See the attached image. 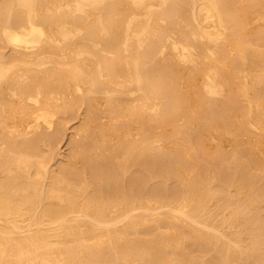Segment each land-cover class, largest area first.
<instances>
[{"label": "bare ground", "instance_id": "1", "mask_svg": "<svg viewBox=\"0 0 264 264\" xmlns=\"http://www.w3.org/2000/svg\"><path fill=\"white\" fill-rule=\"evenodd\" d=\"M0 264H264V0H0Z\"/></svg>", "mask_w": 264, "mask_h": 264}, {"label": "rangeland", "instance_id": "2", "mask_svg": "<svg viewBox=\"0 0 264 264\" xmlns=\"http://www.w3.org/2000/svg\"><path fill=\"white\" fill-rule=\"evenodd\" d=\"M69 140H70V136H66L64 141H61L62 143H60L61 145V150L64 151V153L66 154L67 152H69V148H70V144H69ZM248 144H245V147H247ZM244 147V145H243Z\"/></svg>", "mask_w": 264, "mask_h": 264}]
</instances>
